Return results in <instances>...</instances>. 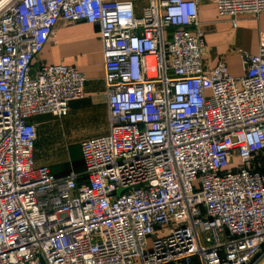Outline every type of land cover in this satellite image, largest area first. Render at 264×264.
I'll return each instance as SVG.
<instances>
[{"label": "built area", "instance_id": "1", "mask_svg": "<svg viewBox=\"0 0 264 264\" xmlns=\"http://www.w3.org/2000/svg\"><path fill=\"white\" fill-rule=\"evenodd\" d=\"M211 1L233 28L264 13ZM202 2L0 0V264H263L264 38L241 76L206 70ZM61 21L96 24L103 57L109 133L81 142L82 184L32 164L31 118L83 96L74 67L32 73Z\"/></svg>", "mask_w": 264, "mask_h": 264}, {"label": "crops", "instance_id": "2", "mask_svg": "<svg viewBox=\"0 0 264 264\" xmlns=\"http://www.w3.org/2000/svg\"><path fill=\"white\" fill-rule=\"evenodd\" d=\"M112 1H132L137 15L146 4L139 7L142 0ZM197 14L206 47L203 56L205 69L211 70L221 62L226 65L230 75L241 76L244 66L240 53L258 52L260 38H264V13L257 18L251 15L239 16L235 28L231 26L228 17L219 16L216 5L211 0H203ZM235 58L241 65L239 70L233 63ZM62 64L74 67L84 75L83 96L80 100L69 102L62 117L47 114L31 118L30 122L35 125L37 134L32 150V164L33 167L48 168L55 177L78 174L80 177L77 183L82 184L86 177L83 175L81 142L109 133L103 57L96 24L84 21L67 24L61 21L42 52L32 62V73H37L40 67L46 65ZM261 157L260 168L264 164V152ZM192 263L199 264L196 259ZM134 264H139V260L136 259Z\"/></svg>", "mask_w": 264, "mask_h": 264}, {"label": "rangeland", "instance_id": "3", "mask_svg": "<svg viewBox=\"0 0 264 264\" xmlns=\"http://www.w3.org/2000/svg\"><path fill=\"white\" fill-rule=\"evenodd\" d=\"M145 1H146V0H145ZM145 1H144V0L140 1L139 4H138V6L140 7V6H142L143 4H145V3H146ZM233 63H234V66H235L238 70L241 68V65H240V63H239V61H238L237 58H235V60L233 61ZM232 162H233V164L235 165L234 160H233Z\"/></svg>", "mask_w": 264, "mask_h": 264}, {"label": "water", "instance_id": "4", "mask_svg": "<svg viewBox=\"0 0 264 264\" xmlns=\"http://www.w3.org/2000/svg\"><path fill=\"white\" fill-rule=\"evenodd\" d=\"M41 264H43V263H41Z\"/></svg>", "mask_w": 264, "mask_h": 264}]
</instances>
